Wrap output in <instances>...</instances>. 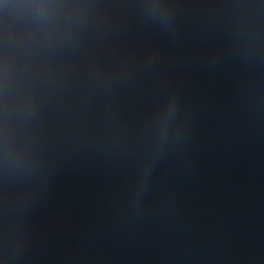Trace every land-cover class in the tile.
Instances as JSON below:
<instances>
[{
    "label": "water",
    "instance_id": "water-1",
    "mask_svg": "<svg viewBox=\"0 0 264 264\" xmlns=\"http://www.w3.org/2000/svg\"><path fill=\"white\" fill-rule=\"evenodd\" d=\"M0 264H264V0H0Z\"/></svg>",
    "mask_w": 264,
    "mask_h": 264
}]
</instances>
